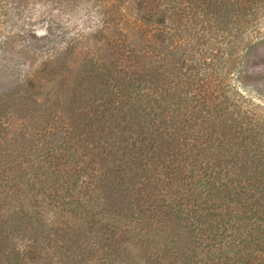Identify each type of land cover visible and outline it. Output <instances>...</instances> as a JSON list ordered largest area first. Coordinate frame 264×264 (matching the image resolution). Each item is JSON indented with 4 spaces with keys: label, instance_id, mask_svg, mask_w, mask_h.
<instances>
[{
    "label": "trees",
    "instance_id": "16d2710c",
    "mask_svg": "<svg viewBox=\"0 0 264 264\" xmlns=\"http://www.w3.org/2000/svg\"><path fill=\"white\" fill-rule=\"evenodd\" d=\"M258 1L100 0L63 47L10 74L0 264H48L57 234L70 264H264V108L229 81ZM28 225L43 239L25 242Z\"/></svg>",
    "mask_w": 264,
    "mask_h": 264
},
{
    "label": "rangeland",
    "instance_id": "374dc122",
    "mask_svg": "<svg viewBox=\"0 0 264 264\" xmlns=\"http://www.w3.org/2000/svg\"><path fill=\"white\" fill-rule=\"evenodd\" d=\"M6 2L4 5L16 8V11H13L16 14L11 12L12 14L10 13L11 15L1 23L0 36L8 35L9 40L6 39L8 47L7 45H2L3 49L0 47V68L2 65L3 69L7 68V73L0 75V89L13 82L12 75L17 78L15 72L20 73L18 75H25L29 69L35 67L37 61L34 60V57H37L38 54L49 53L63 47L75 31H81L83 26H87L89 22L92 23L93 16L100 4V0H87L86 2L85 0L82 2L81 0H7ZM10 7L7 8L12 9ZM248 8H250L249 5ZM256 8H258V12L255 13L253 9H248V19H252L253 26L249 25V30L246 34H242L240 39L245 36L246 39L249 38L250 44L246 48L244 45L241 46L240 50L245 49L238 65L232 70L229 81L230 85L240 91L246 99L252 100L254 104L264 108V0H259ZM228 10L229 16L227 15V17L232 18L231 8L229 7ZM88 17L89 20H87ZM250 28H254V31ZM129 37L131 45L141 46L139 34L135 29H129ZM4 57H7L9 62H4ZM75 57L69 59V67L78 70L80 59ZM11 60L13 61L11 62ZM20 77L22 78V76ZM47 215L48 218L55 217L54 213H47ZM61 221V218H56L54 222H58V224L52 225V228L61 225L59 224ZM43 236L44 234H38V230L28 225L22 239L25 242H32L36 237H40V240L43 239ZM54 237L56 238L54 241L59 245L63 236L57 234ZM47 244H49V255H54L53 258L50 257L49 261L47 260L48 264H70L72 262V258L68 257L69 253L66 255V253L57 252L58 245L53 242L49 243V241ZM101 263V253H97L95 259L76 261V264Z\"/></svg>",
    "mask_w": 264,
    "mask_h": 264
}]
</instances>
